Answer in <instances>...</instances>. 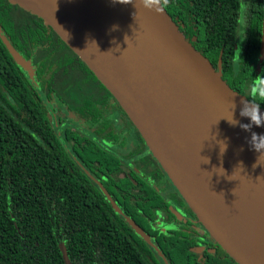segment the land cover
I'll use <instances>...</instances> for the list:
<instances>
[{"label": "trees", "instance_id": "16d2710c", "mask_svg": "<svg viewBox=\"0 0 264 264\" xmlns=\"http://www.w3.org/2000/svg\"><path fill=\"white\" fill-rule=\"evenodd\" d=\"M161 4L226 83L249 98L254 78L264 76V60L259 63L264 0H161ZM1 36L20 54L22 64L13 59ZM237 49L241 59L234 55ZM68 66L94 86L88 96L79 87L82 102L69 104L79 114L86 110L92 118L100 116V110L95 116V110L88 111L90 99L100 97L109 98L123 112L53 33L0 0V264H65L61 246L70 264H237L181 197L193 218L191 229L188 223L187 230L179 227L169 236H157L155 250L143 240L137 243L131 233L107 229L117 224L96 213L82 175L58 135L54 75L69 71ZM65 133L73 145L77 134L71 128Z\"/></svg>", "mask_w": 264, "mask_h": 264}, {"label": "water", "instance_id": "95a60500", "mask_svg": "<svg viewBox=\"0 0 264 264\" xmlns=\"http://www.w3.org/2000/svg\"><path fill=\"white\" fill-rule=\"evenodd\" d=\"M4 1L53 33L111 94L230 258L264 264V154L249 143L252 132L264 134V126L245 131L228 122L233 116L250 123L240 115L248 98L226 83L162 4L157 13L143 0ZM1 40L22 64L7 38ZM259 53L262 63L264 13ZM220 142L227 145L223 152Z\"/></svg>", "mask_w": 264, "mask_h": 264}, {"label": "flooded vegetation", "instance_id": "af4514ba", "mask_svg": "<svg viewBox=\"0 0 264 264\" xmlns=\"http://www.w3.org/2000/svg\"><path fill=\"white\" fill-rule=\"evenodd\" d=\"M84 86L81 94L94 92L90 82ZM62 97L64 106L67 96ZM69 98L70 103L75 102ZM90 100L98 110L88 106V111L93 109L95 116L100 110V116L92 118L86 110L79 114L71 105L62 110L58 107V135L82 175L96 213L117 224L107 229L131 233L137 243L143 240L151 250L158 246L157 236H169L179 227L187 230L188 223L191 229L193 218L179 200L181 195L125 112L109 98ZM68 128L77 134L73 145L66 139ZM200 235L207 241L202 230Z\"/></svg>", "mask_w": 264, "mask_h": 264}, {"label": "clouds", "instance_id": "9594fccd", "mask_svg": "<svg viewBox=\"0 0 264 264\" xmlns=\"http://www.w3.org/2000/svg\"><path fill=\"white\" fill-rule=\"evenodd\" d=\"M119 2L127 4L131 3L132 0H119ZM160 4L161 0H143V6L146 9L154 10L157 13L162 11V8L159 6ZM234 55L237 58L241 59L239 49H237ZM258 97L261 98L259 101L257 100ZM241 103L243 107L240 115L249 118L250 123L241 124L239 121L235 120L233 116L231 117V119H227L228 122L233 126L239 124V127L245 131H250L253 125L257 127L264 126V112L260 111V105L261 103H264V76L261 75L254 78V81L250 88L249 98L242 101ZM234 107L235 105L233 104V108ZM249 143L252 145L254 150L261 153V155L264 154V134H257L255 132H252ZM220 147L221 152H223L224 150H226L227 145L223 142H220ZM253 166L255 167V165Z\"/></svg>", "mask_w": 264, "mask_h": 264}, {"label": "rangeland", "instance_id": "374dc122", "mask_svg": "<svg viewBox=\"0 0 264 264\" xmlns=\"http://www.w3.org/2000/svg\"><path fill=\"white\" fill-rule=\"evenodd\" d=\"M68 69L70 70L63 72L62 74L54 75L55 88H56V91L58 92L59 97H60V94L65 93L67 96L65 99L70 101L69 97H71V99L75 98L76 99L75 105H78L82 102V99H78L77 97L79 96L78 88L81 87L84 90L85 86L83 84L87 83V79L83 73L77 70V68H74L73 66H68ZM58 96L55 95L54 101H55L56 107H59L61 110L63 108H67L69 104H72V103H69L67 100H65V104L63 106V103L62 101L58 99ZM61 98L64 99L63 97ZM89 106L93 108L95 111L98 110L97 106L94 105L92 102H89ZM73 116L75 115L72 114L71 117Z\"/></svg>", "mask_w": 264, "mask_h": 264}]
</instances>
